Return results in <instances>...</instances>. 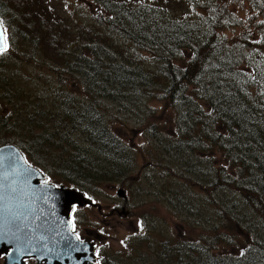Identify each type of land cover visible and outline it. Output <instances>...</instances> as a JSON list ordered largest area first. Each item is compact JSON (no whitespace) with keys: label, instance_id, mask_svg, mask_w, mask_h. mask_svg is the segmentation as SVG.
Here are the masks:
<instances>
[{"label":"trees","instance_id":"1","mask_svg":"<svg viewBox=\"0 0 264 264\" xmlns=\"http://www.w3.org/2000/svg\"><path fill=\"white\" fill-rule=\"evenodd\" d=\"M10 1L0 0V17L10 45L0 53V70L8 66L12 47L17 44L12 39ZM31 1L26 0L24 5L32 9L26 22L33 29V18L39 19L37 34L17 27L24 53L16 54V67L24 62V56L31 55L32 41L44 55H53V61L64 67L62 70L82 77L90 94L117 101L148 94L177 111L178 131L174 136L158 132L162 126L144 122L140 112H135L142 119L138 123L171 158L167 160L162 152L156 159L145 156L147 163L140 173L155 163L156 171L178 181L177 199L171 202L181 224L188 225V229L185 241L172 248L169 245L172 264H264V0H168L164 7L158 0H95L101 10L96 26L106 34L116 33L131 41L134 53L141 49L159 62L148 67L134 53L114 46L100 30L91 53L71 60L65 53V39L75 34L62 36L68 19L50 13L43 0ZM172 5L182 13L172 14ZM84 31L83 26L77 40L84 38ZM87 31L94 34L90 28ZM36 40L40 44H34ZM20 79L0 73V98L14 106L11 117L18 116L15 130H9L13 134H18L17 127L24 124L20 117L26 107L21 103L28 101L14 87ZM26 91L33 95V88ZM66 94L71 101V92L66 90ZM87 103L80 110L69 108L66 102L63 105L68 110L61 117L75 127L78 123L84 125L81 132L98 155L92 157L83 150L80 153L58 128L49 134L40 131L46 141L41 151L49 144L65 157L62 177L77 188L89 186L93 180L126 182L134 149L111 129L112 116L92 107V100ZM33 124L30 122V130ZM21 143L17 144L32 155L30 160L49 175L45 157L30 154ZM208 154L214 155L208 158L210 171L201 173L200 166ZM140 177L135 181L139 182ZM179 184L197 191L198 199L190 201L180 196ZM203 207L211 214L207 219L212 228L206 230L198 229L200 223L192 218L198 214L202 219ZM196 236L207 243L204 257L197 252V243L190 244Z\"/></svg>","mask_w":264,"mask_h":264},{"label":"rangeland","instance_id":"2","mask_svg":"<svg viewBox=\"0 0 264 264\" xmlns=\"http://www.w3.org/2000/svg\"><path fill=\"white\" fill-rule=\"evenodd\" d=\"M25 1L13 0L8 2L10 5L8 9L12 12L9 15L13 26L12 39L17 44L12 47L14 52H12L13 56L8 60L7 67L9 70L5 67V69L0 70V73L8 77L12 74L14 77L21 78V82L18 85L15 84L14 87L22 98L28 101L26 104L21 103L26 107L25 112L20 117L24 124L17 127L18 134H13L9 130H15L14 128L18 124V116L11 117L14 113V106L0 98V145L15 144L21 148L19 145L21 141L22 146H27L30 154L45 157L47 165L50 167L51 172L49 175H51L53 183L58 186L77 189L79 192L85 190L90 193L92 199H95L98 204L93 206L92 203L90 208L85 207L86 205L80 206L85 207V209L79 212V216L82 219V223L78 221L79 229L81 231L82 227H85L82 232L90 238L91 242L101 246L102 264H166V259L162 257V254H169L171 249L162 250V244L171 245L170 247H172L177 246L179 242L185 241L187 239L185 233L188 225L183 226L181 224V220L173 209L171 202L177 199L175 194L178 189L177 179L172 176L169 177L166 173L156 171L157 165L155 163H153L154 166L146 167V170L140 173L146 165L145 163H147L145 156L148 159H156V155L161 153L162 150L160 149L161 145L155 141V138L150 137L146 133V127L138 123L142 119L135 112H140L139 116L142 115L144 122H155L158 126H162L158 132L174 136L175 131H178L176 127L177 111L175 108L167 106L166 102L151 98L148 94L145 97L134 95V98L132 96L122 99L117 98L118 101L114 98L107 99L97 94H90L87 91V83L82 77L69 75L68 72L62 70L64 67L53 61V55H44L33 45L32 41H30L29 46L32 50L31 55L24 56V62L20 61L21 65L16 67L18 65L16 54L24 53L20 44L21 35L18 31L20 28L17 30V27H21L23 31L31 35L33 33L37 34L36 28L39 20L37 17L33 18L34 28H28L26 19L31 18L32 9L30 11L24 6ZM158 1L164 7L168 0ZM33 2L35 0L30 3ZM43 3L50 8V13H58L69 21L68 28L62 30V36L75 34L73 38L65 39V53L71 56V60L81 57L86 58L91 53V46L95 44L94 41H98V30L107 35V39L114 46L122 47L127 53L135 52V47L131 41L123 40L116 33L113 35L106 34L104 29L96 26L101 10H99L95 0H43ZM172 6L175 9L170 11L172 14L182 13V10L176 5ZM176 9L179 12H176ZM187 10L189 11V9ZM83 26L85 28L84 38L77 40V34ZM88 28L94 31L93 35L88 33ZM36 43L40 44L37 40L34 44ZM139 50L134 55H137L140 62L145 66L159 64L148 52ZM117 57L119 58V55ZM0 65H2L1 62ZM63 83L65 84L64 87H62ZM24 88L26 90L33 88V95ZM66 90L71 92V101L66 99ZM115 96L117 97V95ZM88 99L92 100V107L98 108L104 114L112 116L113 119L109 122L111 129L121 137L124 143L134 150L130 152L131 171L127 175L129 177H127L126 182L93 180L89 183V186L87 185L79 190L62 177L61 169H64L65 157L61 156L49 144L45 147L46 153L44 152L45 148L41 151V144H46V141L45 137L41 136L40 131H46V134H49L58 128L62 134V131H64L65 136H68L66 139L78 151L83 150V154L88 153L87 155L92 157L98 155V150L87 144L84 134L81 132L84 125L78 123V126L75 127L70 120L61 117V115L66 113V109L68 110V107L63 104L68 102L70 103L69 108L81 110L87 107L85 104H88ZM149 108H152V110ZM27 113H30V115L36 114L37 117L33 119ZM32 121L34 122L33 130H30L29 124ZM21 150L23 149L21 148ZM23 152L26 154L24 150ZM161 154L167 160H171L167 153L164 154L162 152ZM26 156L31 165L38 167L33 159L32 161L30 160L32 155L26 154ZM99 157L103 158L102 156ZM213 157L214 155L212 154L204 156L200 166L203 169L201 173L210 171L208 158ZM138 175L141 176L139 182L134 179ZM93 182L95 184L92 185ZM120 187L126 190L127 202H125L124 198L118 196L117 190ZM179 187L180 196L187 197L190 201L198 199L197 191H190L189 188L180 184ZM114 207H118L117 214H112ZM210 216L211 214L203 207L202 219H200L198 214L192 216V218H195L200 223L197 224L198 229L201 227L206 230L212 228L207 219ZM88 232L91 234H88ZM195 234H198V232L196 231ZM203 234L208 235V232L204 231ZM122 241L123 243H121ZM94 243L91 244L94 245ZM194 243L198 244L197 252L202 253L201 255L204 257L206 252L203 250L206 249L207 243L201 241L198 236L193 238L190 244L193 245ZM210 249H207V253ZM212 254H215V251ZM0 264H4L3 257H0ZM33 264H38V262L33 261Z\"/></svg>","mask_w":264,"mask_h":264},{"label":"water","instance_id":"3","mask_svg":"<svg viewBox=\"0 0 264 264\" xmlns=\"http://www.w3.org/2000/svg\"><path fill=\"white\" fill-rule=\"evenodd\" d=\"M1 20V19H0ZM0 257L4 264H99L97 247L76 240L71 214L74 205L91 200L77 189L45 184L46 175L30 165L15 144L0 146ZM22 158V159H21ZM118 196L128 201L126 190ZM82 241V242H81Z\"/></svg>","mask_w":264,"mask_h":264},{"label":"flooded vegetation","instance_id":"4","mask_svg":"<svg viewBox=\"0 0 264 264\" xmlns=\"http://www.w3.org/2000/svg\"><path fill=\"white\" fill-rule=\"evenodd\" d=\"M45 175L47 176V181L50 183V184H52L53 182V179L51 178V176L50 175H48V174H46L45 173ZM53 184H55V183H53ZM56 185V184H55ZM58 186V185H57ZM83 192H85L86 193V195L89 197V198H91L92 199V197H91V195H90V193L88 192V191H83ZM92 201H93V206L94 205H96V204H98L97 202H96V200L95 199H92ZM90 206L91 205H86L85 207H89L90 208ZM85 207H80V206H78V205H75L74 206V210H73V212H72V216H71V220H72V222L75 224V233H78L79 234V237H80V240H82V241H84V242H90V243H94V242H91V240H90V238H88L83 232H82V230L85 228V227H82V229H81V231H80V229H79V223H78V221L80 222V223H82V219L80 218V216H79V212L81 211V210H84L85 209ZM117 208L118 207H114V209L112 210V214H117L118 213V210H117ZM88 234H91V233H89L88 232ZM92 234H94V232H92ZM94 246L95 247H97V256H98V258H99V264H102V262H103V256H102V254H101V246L99 245V244H97V243H94ZM171 246V245H170ZM162 250H164V249H167V248H169V245H166V244H162ZM173 247V246H172ZM171 247V248H172ZM170 252H169V254H167V255H164V254H162V257L163 258H165L166 259V264H172V262H173V259L171 258V259H168L169 258V256H170ZM179 255V254H178ZM3 257V259H4V256H2ZM177 258H179L178 256H177ZM33 261H36V259H28L27 261H26V263L27 264H33ZM37 262V261H36ZM39 264V263H38ZM176 264H179L178 263V261H176Z\"/></svg>","mask_w":264,"mask_h":264},{"label":"snow or ice","instance_id":"5","mask_svg":"<svg viewBox=\"0 0 264 264\" xmlns=\"http://www.w3.org/2000/svg\"><path fill=\"white\" fill-rule=\"evenodd\" d=\"M262 23H264V22H262ZM7 46L8 45H7L6 30L4 29L3 21L0 20V53L7 51ZM5 159H6L5 157L0 156V167H3ZM44 183L48 184L49 182L47 180H45ZM72 231H73V233H75V224L74 223L72 225ZM75 238H76V240H80L78 233H75ZM121 243H123V241Z\"/></svg>","mask_w":264,"mask_h":264}]
</instances>
